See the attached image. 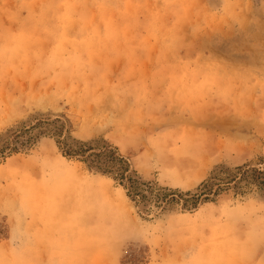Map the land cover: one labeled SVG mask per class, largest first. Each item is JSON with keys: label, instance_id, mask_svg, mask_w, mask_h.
Segmentation results:
<instances>
[{"label": "rangeland", "instance_id": "obj_1", "mask_svg": "<svg viewBox=\"0 0 264 264\" xmlns=\"http://www.w3.org/2000/svg\"><path fill=\"white\" fill-rule=\"evenodd\" d=\"M1 151L0 264H264V0H0Z\"/></svg>", "mask_w": 264, "mask_h": 264}, {"label": "trees", "instance_id": "obj_2", "mask_svg": "<svg viewBox=\"0 0 264 264\" xmlns=\"http://www.w3.org/2000/svg\"><path fill=\"white\" fill-rule=\"evenodd\" d=\"M59 134H62L63 131L58 130ZM21 134H15L13 142L9 144V147L6 148L10 151V153L18 152V144L23 147H28L31 145L33 141V137L26 138L25 141L20 142ZM62 137V136H60ZM64 137V136H63ZM59 140V144L64 146V153L70 157L82 156L83 158H91L93 159V163H96V168L98 170H103L104 172L113 171L117 180L120 182L122 186L127 190L128 196L131 197L134 201L138 197H145L141 190L140 186H145L139 180V176L134 173L132 175L130 164L119 154L111 149L105 148L103 150L96 151L91 147H87L82 145L78 148H73L70 146L69 141L65 138L63 140ZM4 154V152H0V155ZM110 169V170H109ZM232 182L230 184H234L235 188H237V192L240 194H244L247 190L256 188L258 190L264 191V162L260 164L258 167H246L238 169V174L232 176ZM229 184H227L228 186ZM222 185H218L217 188H213L208 184H205L202 191L199 194L191 195L189 200H185V202H191V205L197 207L199 203L203 201H211V197H215L221 192H223ZM178 195H174V198Z\"/></svg>", "mask_w": 264, "mask_h": 264}]
</instances>
